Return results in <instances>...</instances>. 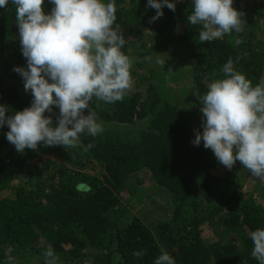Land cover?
Here are the masks:
<instances>
[{
    "label": "trees",
    "instance_id": "16d2710c",
    "mask_svg": "<svg viewBox=\"0 0 264 264\" xmlns=\"http://www.w3.org/2000/svg\"><path fill=\"white\" fill-rule=\"evenodd\" d=\"M116 5L133 87L115 104L94 99L104 131L81 136L77 147L41 142L21 154L6 139L9 128L0 130V264L9 256L43 264L49 246L59 264H153L162 250L176 264H258L249 233L264 228V180L239 161L223 172L210 149L191 141L202 130L200 97L229 59L254 85L264 78V0H234L244 30L209 42L187 19L191 0L165 7L155 22L147 0ZM18 37L9 4L0 8V104L8 115L33 99L14 71L27 63ZM47 114L55 122L59 108ZM146 199L154 208L136 216ZM208 231L219 233L206 241Z\"/></svg>",
    "mask_w": 264,
    "mask_h": 264
},
{
    "label": "clouds",
    "instance_id": "9594fccd",
    "mask_svg": "<svg viewBox=\"0 0 264 264\" xmlns=\"http://www.w3.org/2000/svg\"><path fill=\"white\" fill-rule=\"evenodd\" d=\"M177 2L147 0L146 7L156 10L151 17L155 22L164 15L165 7L175 11ZM46 3L53 5L50 12ZM9 4L14 6L21 52L27 62L14 71L21 75L24 89L33 99L29 107L12 115H8V105L0 104V130L9 128L6 139L23 154L27 149L38 150L41 142L45 147L73 148L80 144L81 136L101 134L104 125L91 107L94 99L115 104L133 87V60L122 51L126 39L116 23V0H0V8ZM191 5L187 19L192 26H201L200 42L244 30L245 13L234 7V0H191ZM221 71L223 78L210 83L200 97L202 130L195 129L191 143L210 149L227 169L239 161L253 177L264 180V78L254 85L232 59ZM54 106L59 108L55 122L47 114ZM249 238L252 257L264 264V228L251 231ZM6 264L16 262L9 256ZM43 264H59L51 246L43 252ZM153 264L176 261L162 250Z\"/></svg>",
    "mask_w": 264,
    "mask_h": 264
},
{
    "label": "rangeland",
    "instance_id": "374dc122",
    "mask_svg": "<svg viewBox=\"0 0 264 264\" xmlns=\"http://www.w3.org/2000/svg\"><path fill=\"white\" fill-rule=\"evenodd\" d=\"M241 168V167H239V166H237L236 164L233 166V168L231 169V170H229V169H227L226 167H222V171L224 172H228V171H234V169H236V168ZM242 170L243 171H246V169L245 168H242ZM249 174V175H248ZM247 175L249 176V177H252L253 178V176L251 175V173L249 172ZM255 178V177H254ZM147 180V179H146ZM145 180V181H146ZM146 185L145 186H150V184L151 183H148V182H146L145 183ZM258 193H260V195L259 196H262L263 194H261L262 192H258ZM156 198V197H155ZM159 197H157L156 199H158ZM156 199H154V200H156ZM144 204L143 205H138L137 207H136V210H135V215L136 216H140L141 214H142V211H147V210H149V209H152V208H154V205H153V202H152V200H150V199H146V200H144ZM262 204L264 205V202H262ZM219 233V232H218ZM218 233H216V232H214V233H209V231L208 232H206L205 234H206V236H205V240L206 241H209V240H213V239H215V235H218ZM210 234V235H209Z\"/></svg>",
    "mask_w": 264,
    "mask_h": 264
}]
</instances>
